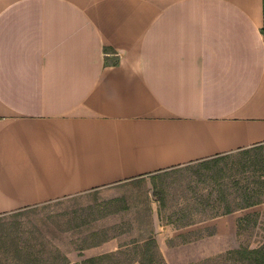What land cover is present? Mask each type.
<instances>
[{
  "label": "crops",
  "instance_id": "crops-1",
  "mask_svg": "<svg viewBox=\"0 0 264 264\" xmlns=\"http://www.w3.org/2000/svg\"><path fill=\"white\" fill-rule=\"evenodd\" d=\"M259 145L263 0H0V214ZM209 200L152 217L163 256L263 214Z\"/></svg>",
  "mask_w": 264,
  "mask_h": 264
},
{
  "label": "rangeland",
  "instance_id": "rangeland-1",
  "mask_svg": "<svg viewBox=\"0 0 264 264\" xmlns=\"http://www.w3.org/2000/svg\"><path fill=\"white\" fill-rule=\"evenodd\" d=\"M251 152V159L258 155L264 160V147ZM246 159L235 152L218 162L200 160L81 195L24 206L17 211L0 214V238L2 241L13 238L21 245L26 241L34 243L37 249L44 250L45 257L52 254L54 248H59L72 263L114 252L111 264L115 261L118 264H138L134 250L147 237H154L152 217L156 214L163 218L173 215L179 223H186L192 219L195 210L202 209L195 203L200 198L212 201L205 212L217 213L224 205L220 201L218 203L221 189L228 193L226 200L232 206L237 201L241 203L242 196L233 184L239 181L241 185L246 183L253 187V183H248L252 167L242 163ZM259 198L264 199V192L253 196V199ZM262 212L261 217L252 214L246 221L244 229L235 237L234 249L264 244V209ZM93 231L100 232L99 238L107 236V240L78 250V246L94 240H84ZM229 250L203 254L164 251L165 256L158 251L165 264V259L169 264H242L239 258L229 254ZM16 262L20 260H12L11 264Z\"/></svg>",
  "mask_w": 264,
  "mask_h": 264
},
{
  "label": "trees",
  "instance_id": "trees-1",
  "mask_svg": "<svg viewBox=\"0 0 264 264\" xmlns=\"http://www.w3.org/2000/svg\"><path fill=\"white\" fill-rule=\"evenodd\" d=\"M263 14H264V0H263ZM264 147V145H259L256 147L243 149L239 152L240 154L244 155V157H247L245 161L242 163L245 164L247 167H252V174L250 177H248L250 180L248 183H253V187L250 188L249 185L240 184L239 181H236L233 186L237 188V190L240 192L242 196L241 203H237L234 206L235 207H247L254 205L256 203L261 202L264 199H253L254 195H259L264 192V160L258 158V155H256L255 158L251 159V150L254 149H261ZM229 154L224 155H218L216 157H212L210 159L201 160L205 163L209 162L210 160L213 162H218L222 159H225L228 157ZM259 160V161H258ZM255 161L257 164H255ZM260 162V164H259ZM259 164V166H257ZM245 166V167H246ZM256 166V167H255ZM219 192V191H218ZM218 200H220L224 205L221 211H217L220 213H229L233 210V207L227 200V192L225 190L221 189ZM225 201V202H223ZM211 206V205H210ZM216 209H219V205H216ZM100 232L93 231L89 233L86 237H84V240H87L89 238H93L94 240L91 243H88L87 245H81L78 246V250H83L86 247L90 246H97L102 242H105L107 240V236H103L99 238ZM2 242V243H1ZM44 250L37 249L36 244L29 243L26 241L23 245L20 244V242L14 241L13 238L9 240H3L0 238V264H11L12 260H17V258L20 260V262H16L13 264H111L110 261L112 256L115 255L114 252H107L102 253L98 255L89 256L86 258H83L80 262H71L68 258V256L61 251L59 248H54L52 251V254L48 255L47 257L43 256ZM229 254L236 256L239 258V261L242 262V264H264V244L255 247V248H237L229 250ZM81 256V254H79ZM134 255L137 256V262L138 264H165L162 260V257L159 254L158 251V245L154 237H147L143 240L142 244L140 246H136V249L134 250ZM157 257L160 259L158 260ZM119 262H113V264H118Z\"/></svg>",
  "mask_w": 264,
  "mask_h": 264
},
{
  "label": "built area",
  "instance_id": "built-area-1",
  "mask_svg": "<svg viewBox=\"0 0 264 264\" xmlns=\"http://www.w3.org/2000/svg\"><path fill=\"white\" fill-rule=\"evenodd\" d=\"M263 177H264V174H263Z\"/></svg>",
  "mask_w": 264,
  "mask_h": 264
}]
</instances>
